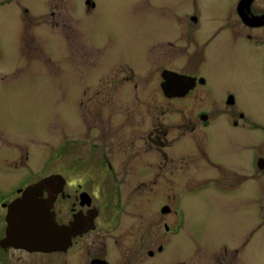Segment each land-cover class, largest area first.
<instances>
[{
  "label": "flooded vegetation",
  "instance_id": "1",
  "mask_svg": "<svg viewBox=\"0 0 264 264\" xmlns=\"http://www.w3.org/2000/svg\"><path fill=\"white\" fill-rule=\"evenodd\" d=\"M34 1L39 7L38 3L31 5ZM143 1L148 7L150 0ZM232 2L230 21L210 24L206 32L194 9H182L178 14L158 13L151 20L159 24L149 26L159 28L160 35L150 40L144 59L134 64L123 58L108 61L106 49L95 41L97 35L85 36L100 55L98 72L79 73L81 88L73 99L78 111L71 113L73 132L63 136L61 146L64 154L80 147L81 153L75 156L81 167L74 170L66 166L64 176L48 172L47 161L45 168L33 169L28 164L29 148L21 146L23 159L19 168L25 172L12 175L9 187L0 188V264H38L37 258L33 261L30 255L47 257L43 264H241L242 249L251 231L239 244H224L204 258L191 256L182 260L163 255L170 239L180 232L184 215L167 194L162 180L181 177L196 160L202 159L215 168L214 157L202 147L211 139L216 119L235 129H259L246 121L233 89L216 90L210 85L211 81L217 84V76L229 71L212 63L207 46L220 49L230 42L264 46V0ZM11 4L19 6L24 27L39 16H55L59 7L67 23L76 8L72 0H0V7ZM82 5L86 13L97 9L95 0H83ZM209 14L213 15V11ZM34 26L37 27L35 20ZM195 62L205 64V70L196 68ZM111 65H122L120 75L103 73V66ZM233 73L238 76V72ZM258 78L264 84V68ZM125 97L127 104L120 101ZM114 107L115 115L111 116ZM151 108L177 111L178 125L172 139L167 137L160 118L161 125L136 127L140 118L136 119L135 111L143 113ZM188 139L192 153L168 149L174 142ZM248 163L257 175L263 171L264 148L251 153ZM0 166L5 165L0 162ZM42 181L45 183L36 186ZM18 200L24 203L13 206ZM34 214L45 217L53 227L48 237L58 247L27 249L8 241L12 240L8 232L14 233L21 222H28L24 216ZM114 248L119 255L114 256Z\"/></svg>",
  "mask_w": 264,
  "mask_h": 264
},
{
  "label": "rangeland",
  "instance_id": "2",
  "mask_svg": "<svg viewBox=\"0 0 264 264\" xmlns=\"http://www.w3.org/2000/svg\"><path fill=\"white\" fill-rule=\"evenodd\" d=\"M82 1L72 0L75 17H68L67 23L59 7L53 17L35 18L37 27L34 20H29L31 28L28 24L23 26L19 6L0 7V135L4 136L0 137V162L5 165L0 166V188L9 187L12 175L25 172L19 168L23 159L21 146L29 148L28 164L33 169L45 168V161L50 162L48 172L63 176L66 166L79 169L75 154L81 153L80 147L64 154L61 146L63 136L73 132L71 113L78 111L73 99L81 88L79 73L98 72L100 55L85 41V36L97 35L95 41L106 49L108 61L123 58L134 64L144 59L150 40L160 35L159 28L149 26L159 24L151 20L158 13L178 14L182 9H194L201 16L204 32L210 24L225 23L233 14V0H150L148 7L143 0H95L97 9L91 13L83 10ZM31 3L35 7L38 2ZM208 47L212 63L229 71L217 76V84L209 81L210 85L216 90L233 89L246 121L259 129H235L216 119L211 139L202 147L214 157L215 168L202 159L196 160L181 177L162 180L167 194L184 215L180 232L170 239L163 255L182 260L191 256L204 258L224 244H239L251 231L242 249L241 264H264V170L257 175L248 163L251 153L264 148V84L258 78L264 68V46L230 42L220 49ZM204 65L195 62L198 69L205 70ZM121 66H103V73L120 75ZM233 72H238V76ZM120 101L127 104V97ZM134 115L137 120L140 118L136 127L161 125L160 118L167 137L175 136L179 118L176 110L151 108L143 113L135 111ZM79 121L78 118L77 125ZM190 142H174L168 149L189 154L193 150ZM113 252L114 256L120 253L116 248ZM30 257L33 261L37 258L38 264L47 259Z\"/></svg>",
  "mask_w": 264,
  "mask_h": 264
},
{
  "label": "water",
  "instance_id": "3",
  "mask_svg": "<svg viewBox=\"0 0 264 264\" xmlns=\"http://www.w3.org/2000/svg\"><path fill=\"white\" fill-rule=\"evenodd\" d=\"M170 73L169 71H166V74ZM169 80V78L167 79ZM164 89H171L168 86H164ZM45 182H39L36 184V186L42 185ZM23 204V201L18 200L16 203L13 204V206L15 204L20 203ZM15 218H17L15 216ZM23 220H26L28 222H21L20 228L17 229L16 231L19 232L16 235V231L14 239H13V235L14 233L11 234L10 230L8 232V235L11 237L12 240H9V242H12L14 245H17L19 247H24L27 249H53L55 248L56 242L54 239H50L48 237V234L50 231L53 232V227H51L48 223V221L45 219H42L41 216L38 215H32V217L27 218L26 216L23 217ZM30 220H32V222H30ZM44 220V221H43ZM55 231V229H54ZM58 247V246H57Z\"/></svg>",
  "mask_w": 264,
  "mask_h": 264
}]
</instances>
